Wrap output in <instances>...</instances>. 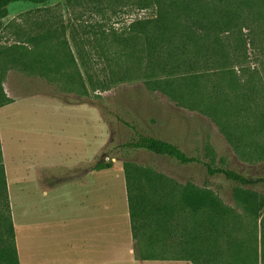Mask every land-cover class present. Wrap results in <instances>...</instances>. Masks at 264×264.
<instances>
[{
  "label": "rangeland",
  "instance_id": "rangeland-1",
  "mask_svg": "<svg viewBox=\"0 0 264 264\" xmlns=\"http://www.w3.org/2000/svg\"><path fill=\"white\" fill-rule=\"evenodd\" d=\"M193 1L196 6L206 8L205 12H213L214 16L208 17L213 21L225 16V10L228 7L231 10L232 5L238 10L239 24L233 34L221 36L228 57L224 60L202 58L199 67L227 65L237 73L239 86L231 87L229 78L214 74L205 78L206 69L197 70V75L203 76L200 83L206 104L214 86H219L226 102L231 103H223L230 140L211 118L179 105L146 85L144 74L149 61L146 37L132 26L158 16L154 0H48L45 5L12 4L6 17L0 18V104L4 102L3 84L12 82L14 96L18 98L14 105L15 121L20 120L24 111L44 109L45 120L49 121L45 131L50 135L51 181L74 179L100 162L113 165L112 169L103 170L96 180L100 185L97 197L100 204L105 201L102 183H108L116 221L124 225L125 231L130 215L124 165L132 162L172 180L179 205L185 187L212 192L225 212L232 209L237 216L235 220L225 217L221 221L223 237L218 254L222 256L213 263L242 264L241 258H245L248 264H257V254H264V184L238 187L223 175H209L205 164L230 169L247 178H264V0ZM207 45L215 44L212 41ZM14 57L19 61L14 62ZM159 74L153 79L160 78ZM39 93L59 99L32 98ZM64 102L87 104L66 106ZM37 128L40 129L37 124L14 126V149L22 152L21 155L28 154L31 132L36 133ZM136 131L173 143L205 164L184 166L169 158L121 149L135 139ZM81 160L87 164L82 169L79 168ZM29 168V163L14 160V175L18 170L25 176ZM1 170L2 165V173ZM21 187L14 185L20 263L81 264L73 234L75 184H65L48 192L49 207L45 213L48 221L61 217L62 236L56 238L49 231L39 244V250L46 254L29 257L27 196L18 194ZM247 192L256 196L245 205L242 198ZM1 201L0 215L8 216ZM3 231L0 228V233ZM228 232L231 235L227 236ZM232 239L233 252L227 249ZM137 243L134 249L141 248V242ZM171 254L180 253L161 255L171 258ZM120 255L124 259L122 264H141L132 254ZM85 256L92 258L89 250ZM144 264L187 263L150 261Z\"/></svg>",
  "mask_w": 264,
  "mask_h": 264
},
{
  "label": "trees",
  "instance_id": "trees-1",
  "mask_svg": "<svg viewBox=\"0 0 264 264\" xmlns=\"http://www.w3.org/2000/svg\"><path fill=\"white\" fill-rule=\"evenodd\" d=\"M227 1L220 0L219 2ZM19 2L45 5L48 0H0V18L6 17L8 8ZM154 4L158 9V16L153 20L140 21L132 26L133 30H138L146 37L149 57L147 72L144 74L146 85L151 90L160 91L179 105L197 110L211 118L230 140L232 136L224 122L223 114L226 113V106L223 103L224 101L228 105L231 103L226 102V97H223L220 91L221 88L214 86L208 95L209 104H206L200 83L203 76L197 75V70L206 69L205 78L214 74L229 78L231 87L239 86L237 73L228 69L227 65L211 64L213 66L199 67L202 66V58L224 60L228 57L222 46L221 36L227 33L233 34L239 24L236 18L238 10L233 9L232 5L231 10L229 7L225 10V16L213 21L208 18L214 16L211 15L213 12H205L206 8L196 6L193 0H154ZM212 41L215 45L208 47L207 43ZM18 61L14 57V62ZM157 74L161 75L160 78L153 79ZM9 103L11 100L4 96V102L0 105ZM135 134V139L124 144L121 149L169 158L184 166L205 164L173 143L137 131ZM205 165L209 175H223L227 180L236 183L238 187L264 184V178H247L230 169ZM112 167L111 163L105 162L97 165L99 170ZM1 171L0 200L6 211L4 214L8 213V216L0 215V228H4L3 233H0V264H21L3 165ZM124 171L136 247H138L137 242H141V248L136 249V256L139 260L214 264L213 260L222 256L218 254V244L223 237L221 221L226 218L236 219L237 216L232 209L225 212L212 192L195 187L184 188L182 204L179 205L180 200L176 199L175 193L176 185L166 176L154 174L149 169L141 168L132 162L125 163ZM254 196L256 195L247 192L242 202L248 205L254 200ZM201 212L204 216L200 215ZM178 232H181L180 235ZM228 235L231 234L228 232ZM234 245V239H232L227 249L233 252ZM173 251L180 254H171L173 255L171 258H163L161 255ZM241 260L242 264H248L245 258ZM234 261L236 263V258Z\"/></svg>",
  "mask_w": 264,
  "mask_h": 264
},
{
  "label": "crops",
  "instance_id": "crops-1",
  "mask_svg": "<svg viewBox=\"0 0 264 264\" xmlns=\"http://www.w3.org/2000/svg\"><path fill=\"white\" fill-rule=\"evenodd\" d=\"M11 79L14 80V72H11ZM11 83L5 82L3 84L4 96L10 99L11 103L0 105V165H3L5 168L18 255L20 256L18 245L20 230L18 229L14 211V185H22L18 194L23 195L25 193L27 196L25 208L27 215V254L29 257L30 254H46L44 251L39 250V244L47 238L49 231L54 233L56 238L62 236L61 217L55 216L54 221H48L45 209L49 207V203L46 198L51 189L57 190L62 185L73 183L76 186L73 234L75 242L78 244L77 246L80 250L81 264H122L124 263V259L120 254H132L135 260L141 264L150 262L139 260L136 256V249H134V247L136 248V241L133 236L131 218L129 222H127L126 231L124 225H121L120 221H116L113 196L109 197L108 183H102V188L106 192L105 201L102 204L98 202L97 190L100 185L96 180L104 173L103 170L97 168L98 163L96 166H90V169L79 173L74 179L72 178L68 181L61 180L62 182L51 181V174L49 172L51 168L50 135L48 130L45 131V124L49 125V121L47 118L45 120V111L44 109H30L21 113L22 117L18 122L15 121L14 105L18 98L14 96V88L11 87ZM32 98L51 99L58 97L39 93ZM66 104V106H68L87 103ZM23 124L28 126L37 124L38 127H40V129L37 128L36 133L31 132L32 142L30 150H28V154H24L25 156L21 155L22 152L18 151L17 148L14 149V126H21ZM20 142L21 140L19 143ZM14 152L17 153V156H14ZM14 160L15 162L19 161V163H29L30 171L28 174L23 176L22 173L17 170L14 175ZM83 162L84 160L79 162V164H82L80 166L78 165L80 169L87 165ZM64 233L63 231V240L66 239ZM130 245L131 247H129ZM88 250L89 253L92 254L91 259L85 256ZM158 262L194 264L191 261L158 260ZM257 264H264V254H257Z\"/></svg>",
  "mask_w": 264,
  "mask_h": 264
}]
</instances>
